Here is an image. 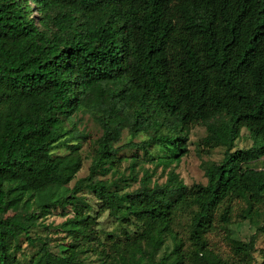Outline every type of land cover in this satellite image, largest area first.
I'll list each match as a JSON object with an SVG mask.
<instances>
[{
    "label": "trees",
    "instance_id": "trees-1",
    "mask_svg": "<svg viewBox=\"0 0 264 264\" xmlns=\"http://www.w3.org/2000/svg\"><path fill=\"white\" fill-rule=\"evenodd\" d=\"M79 112L101 135L88 175L76 179L80 144L69 143L86 134L68 126ZM199 125L208 151L224 148L220 163H202L205 184L187 186L174 170L162 184L145 172L127 191L103 179L126 147L143 156L164 150L150 156L163 171L178 164ZM242 129L252 146L235 150ZM125 130L147 140L117 146ZM60 145L69 152L53 154ZM262 158L264 0H0V264H82L76 250L100 244L105 212L135 233L112 242L99 264L128 260L132 250L142 264H264V248L256 250L264 224L255 221L264 208V169L254 167ZM19 193L32 211L9 215ZM236 201L245 204L241 223L258 227L246 242L230 230ZM58 209L72 214L61 224L71 239L62 255L31 236ZM218 228L228 258L209 248ZM22 239L35 251L26 253Z\"/></svg>",
    "mask_w": 264,
    "mask_h": 264
},
{
    "label": "rangeland",
    "instance_id": "rangeland-1",
    "mask_svg": "<svg viewBox=\"0 0 264 264\" xmlns=\"http://www.w3.org/2000/svg\"><path fill=\"white\" fill-rule=\"evenodd\" d=\"M72 126L78 131H83L86 134L85 139L75 140L70 142L72 144H80L79 153L82 156V167L77 173L76 179L84 178L88 175V167L90 164L91 151L96 147V140L101 135L99 125L95 120L87 114L79 112L74 115L72 122L68 126L70 129ZM207 135L206 128L202 125L196 126L190 131L188 141L186 143V153L181 157L178 164H173L170 168L163 171V167L157 164V161L152 159L162 158L165 156V151L155 146L149 148V155L143 156V152L139 147H126L119 153L120 162L116 164L115 174L108 175L103 179L115 180L119 182V186L123 188V191L134 190L138 187V182L148 172L152 176V182L162 184L166 181L167 174L170 170L178 175L179 179L183 181L187 186L192 184H205L206 178L202 169L203 162L220 163L223 159L224 148L216 147L212 150L206 149L202 145V139ZM147 140V136L139 134L135 138H131L129 133L125 130L122 134V138L117 146H126L128 144H140ZM252 146V140L248 132L244 129L240 131L239 138L235 142V150L238 149H249ZM68 149L64 145L57 146L53 150V154L62 155L68 153ZM138 156L139 158H136ZM152 156V159L150 158ZM262 161H257L254 167L258 169H264V158ZM136 164L134 165V163ZM134 166V169L132 167ZM133 171H132V169ZM136 177V181L133 178ZM126 180V181H124ZM75 181L71 182L69 188L73 186ZM82 195L86 201L92 206L93 214L100 212V206L94 197L83 192ZM245 207V204L241 201H236L232 204L231 221L232 227L230 230L233 233V237L241 240L248 241L249 237L256 233L258 227H262L264 224L263 214L264 208L262 207L261 217L255 219L258 227L250 226L247 222L241 223V210ZM32 203L29 202L27 196L18 194L13 202L10 204L8 209L9 215H22L30 213L32 211ZM69 210V209H68ZM72 216L69 213L67 216L61 215V210L58 209L45 219H40L41 226L34 229L31 233L32 238H42L49 244L50 251L54 254L62 255V253L70 244L71 239L66 237V234L61 229V224ZM119 216V215H118ZM98 228L97 235L100 241L98 243H92L89 245H82L76 251L77 260L82 264H99L100 255L104 251H109L112 242H123L126 238L124 233L126 232L129 236L135 233V227L133 225L123 224L116 220L114 216H109L108 212L100 213L98 216ZM180 234L184 232L180 231ZM185 237V236H184ZM209 248L222 258H228L230 256V248L225 240L224 231L216 229L209 235H207ZM21 248L27 252H34L35 247L30 246L24 239L20 242ZM264 248V231L258 232L256 241V250ZM168 249L164 248L161 250L159 257ZM103 254V253H102ZM258 256L256 252L255 257ZM143 256L139 250H132L128 256V260L118 259L115 264H142Z\"/></svg>",
    "mask_w": 264,
    "mask_h": 264
}]
</instances>
